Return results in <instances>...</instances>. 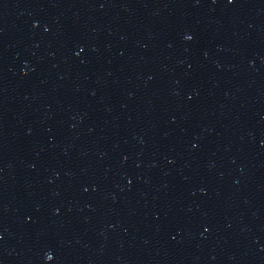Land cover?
<instances>
[{"label": "water", "instance_id": "water-1", "mask_svg": "<svg viewBox=\"0 0 264 264\" xmlns=\"http://www.w3.org/2000/svg\"><path fill=\"white\" fill-rule=\"evenodd\" d=\"M0 264H264V0H0Z\"/></svg>", "mask_w": 264, "mask_h": 264}]
</instances>
